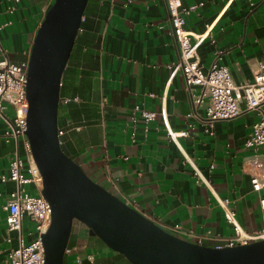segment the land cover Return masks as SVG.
Returning <instances> with one entry per match:
<instances>
[{
    "label": "crops",
    "instance_id": "obj_1",
    "mask_svg": "<svg viewBox=\"0 0 264 264\" xmlns=\"http://www.w3.org/2000/svg\"><path fill=\"white\" fill-rule=\"evenodd\" d=\"M52 2L0 0V61H28ZM182 5L195 6L185 16V28L206 36L197 49L202 68L207 70L222 50L218 62L229 67L234 83L252 81L264 58V0H182ZM72 50L61 80L58 127L61 142L90 177L165 230L179 226L208 246H222L233 234L222 200H228L246 232L261 228L259 195L243 170L244 161L263 150L244 145L260 115L247 111L216 121L212 134L206 131L203 108L187 119L193 110L191 93L199 88L189 92L181 73L169 78L179 51L164 0H88ZM68 97L79 100L64 103ZM135 106L155 111L156 118L145 124ZM11 111H4L7 119ZM163 114L173 130L184 129L187 120L194 124L179 143L200 176L167 136ZM6 127L0 116V174H7L16 147L26 172L30 162L22 143L5 142ZM14 188V182L0 181V264L18 244V231L11 232L10 242L4 237L3 206ZM24 188L40 195L38 182ZM74 232L70 250L84 259L80 247L87 232ZM21 233L27 242L36 236L35 223L26 216Z\"/></svg>",
    "mask_w": 264,
    "mask_h": 264
},
{
    "label": "water",
    "instance_id": "obj_2",
    "mask_svg": "<svg viewBox=\"0 0 264 264\" xmlns=\"http://www.w3.org/2000/svg\"><path fill=\"white\" fill-rule=\"evenodd\" d=\"M88 0H53L34 36L27 66L26 137L41 178L50 224L40 237L45 264H65L73 222L131 264H264V239L208 246L177 236L90 177L58 134L62 75Z\"/></svg>",
    "mask_w": 264,
    "mask_h": 264
},
{
    "label": "built area",
    "instance_id": "obj_3",
    "mask_svg": "<svg viewBox=\"0 0 264 264\" xmlns=\"http://www.w3.org/2000/svg\"><path fill=\"white\" fill-rule=\"evenodd\" d=\"M164 2L170 30L179 51L177 62L171 66L169 78L172 79L177 73H181L189 92L192 87L199 88L197 94L191 93L193 110L186 115L187 119L196 116L197 107L203 108L205 122L208 126L206 131L212 134V127L216 121L233 119L247 111H257L260 118L252 124L251 133L244 145L246 148L254 150L260 146L264 147V58L258 62L253 73V80L243 84H235L229 67L218 62L222 50L215 52V59L209 68L204 70L199 63L197 49L206 36L205 34H193L185 28V16L195 6L185 7L182 5V0H164ZM27 66L28 61L13 63L7 58L0 61V116L7 120V127L4 129L2 137L5 142L14 141L17 145L20 140L27 160L30 162L25 172V163L19 156L18 147H16L9 160L7 174H0L1 182L12 181L15 185L3 206L6 212L5 240L10 242L12 240L11 232L18 231V244L7 250L3 264H45L40 235L47 230L50 224L48 202L41 195H30L24 188V185L30 182H38L41 185V178L35 170L30 144L25 134L28 108L25 88ZM78 100V97L62 99L64 103ZM8 107L11 108L12 113L7 119L4 111ZM134 111L140 113L145 124L154 120L157 115L155 111L139 106H135ZM163 120L167 136L181 150L191 164L194 173L200 176L197 167L189 160L179 143V138L188 136L190 130L194 128V124L187 120L184 129L173 130L164 114ZM62 133V129L58 127L59 137ZM243 170L249 174L252 190L259 195L258 203L262 226L259 230L246 232L236 220L234 211L228 206V200H222L221 206L224 209L225 219L233 229V234L224 239L222 246L243 245L264 239V149L251 154L244 161ZM25 216L34 221L36 231V236L28 242L24 240L21 233L22 220ZM171 233L182 238H193L196 243L202 244L200 236H195L192 231H182L179 226H175ZM71 251L73 250L66 248L65 253H71ZM84 259L88 264H100L92 253L86 254ZM76 261L81 264L83 258L79 256Z\"/></svg>",
    "mask_w": 264,
    "mask_h": 264
},
{
    "label": "trees",
    "instance_id": "obj_4",
    "mask_svg": "<svg viewBox=\"0 0 264 264\" xmlns=\"http://www.w3.org/2000/svg\"><path fill=\"white\" fill-rule=\"evenodd\" d=\"M72 53H73V50L71 51V54H70V57H69V60H68V63H70V61L72 60ZM67 63V64H68ZM71 237V236H70ZM71 240L69 239V243H68V246H67V248H69V246L71 245L72 246V242H70ZM190 241H192V242H195L194 240H190ZM71 243V244H70ZM99 244L100 245H102V246H104L106 249H108V250H110V251H112L111 249H109L100 239H99ZM94 248L93 247H87L85 250H84V252H85V254H84V256L86 255V254H88V253H92V254H94ZM110 253H112V256H110L111 258H107L106 260L105 259H103V258H99L100 256H97L96 257V259L97 260H99L100 262L102 261V263L101 264H116V262L117 261H119V259L120 258H124V256L123 255H121V254H119V253H116V252H114V251H112V252H110ZM83 256V257H84ZM65 261V260H64ZM81 264H88V262L85 260V259H83V262L81 263Z\"/></svg>",
    "mask_w": 264,
    "mask_h": 264
},
{
    "label": "rangeland",
    "instance_id": "obj_5",
    "mask_svg": "<svg viewBox=\"0 0 264 264\" xmlns=\"http://www.w3.org/2000/svg\"><path fill=\"white\" fill-rule=\"evenodd\" d=\"M260 148L264 149V147H262V146H260ZM82 226H83V224L80 222H77L76 220L73 222L74 228L77 227L80 229V228H82ZM74 228L72 229L73 231L75 230ZM73 231H72V233H73ZM70 240H71L70 242H72L74 240V233L71 234ZM81 245H83V246H81L80 248H84L85 243L83 242ZM69 248H71V245L69 246ZM110 252H112V251H110ZM83 254H85L84 251H83ZM96 254L101 256L104 253L102 251L97 250ZM81 258H82V256H81ZM64 260H65L64 261L65 264H77L76 256H75V253L73 251H71V253H65ZM116 264H131V263L124 257V258H120L119 261L116 262Z\"/></svg>",
    "mask_w": 264,
    "mask_h": 264
},
{
    "label": "flooded vegetation",
    "instance_id": "obj_6",
    "mask_svg": "<svg viewBox=\"0 0 264 264\" xmlns=\"http://www.w3.org/2000/svg\"><path fill=\"white\" fill-rule=\"evenodd\" d=\"M78 222V221H77ZM78 227V226H77ZM77 227H73L75 230H77ZM82 228L84 229V230H86V232H87V236H86V238H85V245H84V248L86 249L87 247H93L95 250H99V251H106V252H108V254L110 255V256H112V253H110V250H108V249H106L104 246H102V245H100L99 244V238H97L96 236H90L89 234H88V231H87V228L83 225L82 226ZM74 230V231H75ZM73 231V230H72ZM73 231V233H74V235H75V232ZM72 233V234H73ZM108 254L107 253H104V254H102L101 256H100V258H103V259H107V258H109L110 256H108ZM94 255H95V257H97V256H99V255H97L96 254V252L94 251Z\"/></svg>",
    "mask_w": 264,
    "mask_h": 264
},
{
    "label": "bare ground",
    "instance_id": "obj_7",
    "mask_svg": "<svg viewBox=\"0 0 264 264\" xmlns=\"http://www.w3.org/2000/svg\"><path fill=\"white\" fill-rule=\"evenodd\" d=\"M36 168V167H35ZM36 170V172L38 173V170L37 169H35Z\"/></svg>",
    "mask_w": 264,
    "mask_h": 264
}]
</instances>
